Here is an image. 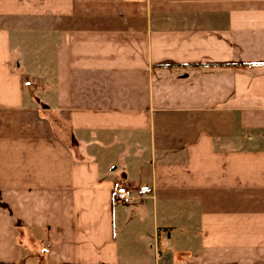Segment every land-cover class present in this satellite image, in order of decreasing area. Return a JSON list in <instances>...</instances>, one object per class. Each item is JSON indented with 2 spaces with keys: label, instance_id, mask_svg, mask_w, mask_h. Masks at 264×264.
Returning <instances> with one entry per match:
<instances>
[{
  "label": "crops",
  "instance_id": "1",
  "mask_svg": "<svg viewBox=\"0 0 264 264\" xmlns=\"http://www.w3.org/2000/svg\"><path fill=\"white\" fill-rule=\"evenodd\" d=\"M0 264H264V0H0Z\"/></svg>",
  "mask_w": 264,
  "mask_h": 264
},
{
  "label": "built area",
  "instance_id": "2",
  "mask_svg": "<svg viewBox=\"0 0 264 264\" xmlns=\"http://www.w3.org/2000/svg\"><path fill=\"white\" fill-rule=\"evenodd\" d=\"M115 199L122 204H130L133 201L130 191L125 187H118L115 190Z\"/></svg>",
  "mask_w": 264,
  "mask_h": 264
}]
</instances>
